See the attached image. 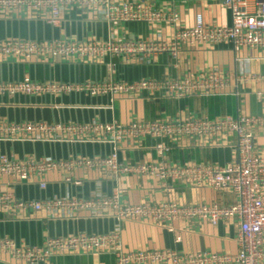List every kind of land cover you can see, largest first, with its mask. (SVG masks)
Here are the masks:
<instances>
[{"label":"crops","instance_id":"0c3cea01","mask_svg":"<svg viewBox=\"0 0 264 264\" xmlns=\"http://www.w3.org/2000/svg\"><path fill=\"white\" fill-rule=\"evenodd\" d=\"M117 2H145L159 10H171L181 15V28H191L198 16L208 27L230 26L231 14L222 0H115ZM174 28L145 23L110 24L105 18L82 8H72L62 15L59 26L48 23L46 15L0 11V41L18 39L50 42L59 40L98 41H161L169 40ZM218 71L229 86L214 96H194L176 100L163 92H143L138 96H62L28 97L0 96V122L91 124L176 121L198 118L217 119L225 116L263 117L264 50L236 51L232 45L179 47L177 56L170 52L157 55L149 62L133 58L107 56L100 62H80L77 59L23 62L14 58L0 60V83H14L30 78L47 82H105L114 80L134 83L143 80L175 81L193 77L200 72ZM249 76L247 81L244 79ZM256 153L264 157V130H255ZM160 141L146 137L128 139L119 146V160L125 164L160 162L169 166L188 164L225 166L237 160L234 136L218 138L180 137L163 141L168 152L159 156ZM113 153V145L105 138L91 136L70 142L69 139L33 141L21 137L0 140V157L24 161L54 157L57 160L94 159ZM74 178L81 185L64 182L61 173L46 176L47 188L41 190L37 182H17L0 176V192L12 191L26 202H42L56 198L87 199L96 192L111 197L119 192L127 205H157L175 203L179 206L219 205L230 207L238 202L231 191L210 187H191L180 182L160 181L143 176L115 178L106 170L77 169ZM99 188V190H96ZM118 233L126 252L171 250L179 254L213 253L236 255L240 251L238 220L220 221L216 225L199 219L183 220L166 225L143 221L121 224L112 216H91L82 212L68 217L62 212L46 211L5 213L0 210V240L9 239L28 248L42 246L48 238L77 234L107 235ZM50 264H117L109 251L84 255L54 256ZM0 264H15L8 257H0Z\"/></svg>","mask_w":264,"mask_h":264},{"label":"built area","instance_id":"2783aa9c","mask_svg":"<svg viewBox=\"0 0 264 264\" xmlns=\"http://www.w3.org/2000/svg\"><path fill=\"white\" fill-rule=\"evenodd\" d=\"M231 14L230 26L208 27L198 16L191 28H181V15L171 10H159L145 2L115 0H0V11L25 12L29 15H46L48 23L60 25L62 15L72 8H82L105 18L110 24L126 25L145 23L151 26L167 25L174 28L169 40L161 41H98L59 40L50 42L8 39L0 41V60L14 58L23 62L49 61L57 58L77 59L80 62H100L107 56L133 58L149 62L157 55L170 52L177 56L179 47L232 45L236 51L264 50V0H222ZM250 78L247 76L244 81ZM264 80V76L251 77ZM228 81L216 70L203 71L193 77L175 81L143 80L121 83L105 82H47L39 83L25 78L14 83H0V96L62 97L85 95L138 96L149 92L182 100L194 96H214L228 88ZM264 130L263 117L225 116L217 119L198 118L176 121L135 122L130 124L94 122L79 123H7L0 122V140H16L21 137L33 141L69 139L70 142L95 136L105 138L113 145V153L94 159L78 158L57 160L54 157L19 161L0 157V176L17 182H37L41 190L47 188L46 176L61 173L64 182L79 186L74 178L77 169L106 170L115 178L143 176L154 178L165 186L168 181L180 182L191 187H210L231 191L238 202L230 207L219 205L179 206L175 203L157 205H127L120 200L119 192L111 197L94 193L87 199L74 197L56 198L45 203L26 202L6 190L0 192V210L5 213L31 211L62 212L68 217L86 212L91 216H112L120 224L125 221H143L166 225L183 220L199 219L212 225L220 221L238 220L240 251L236 255L195 253L179 254L171 250H145L126 252L118 233L107 235L77 234L68 237L48 238L42 246L28 248L9 239L0 240V257L6 256L15 264H50L54 256L84 255L109 251L117 264H264V157L255 150V130ZM234 136L237 160L225 166L188 164L169 166L150 162L129 165L119 160V146L128 139L149 137L160 141L159 156L168 152L163 141L180 137L218 138ZM96 190H99L97 188Z\"/></svg>","mask_w":264,"mask_h":264}]
</instances>
